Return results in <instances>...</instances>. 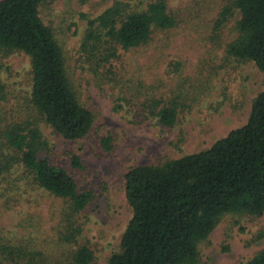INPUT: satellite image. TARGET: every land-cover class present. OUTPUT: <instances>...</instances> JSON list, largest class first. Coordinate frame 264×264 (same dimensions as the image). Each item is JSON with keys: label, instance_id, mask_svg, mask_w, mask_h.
Returning a JSON list of instances; mask_svg holds the SVG:
<instances>
[{"label": "rangeland", "instance_id": "rangeland-1", "mask_svg": "<svg viewBox=\"0 0 264 264\" xmlns=\"http://www.w3.org/2000/svg\"><path fill=\"white\" fill-rule=\"evenodd\" d=\"M151 0H46L39 8L59 43L71 86L93 115L90 133L67 140L43 121L38 123L46 141L40 157L65 168L79 190L92 199L74 215L79 228L73 241L62 235L69 227L67 203L35 185L15 167L0 180V236L3 242L38 251L39 258L73 264L72 253L81 246L93 254L89 264H107L119 243L131 209L124 195V174L132 167L208 148L230 130L243 125L253 98L264 85V75L251 61L225 55L235 39L238 12L215 29L222 7L229 0H165L175 25L155 31L139 47L118 49L109 65L83 52L87 20L121 2L135 10ZM90 56V57H89ZM1 80L11 91L8 109L28 113L30 66L22 52L0 55ZM157 98L180 104L176 124L160 126L144 118L137 103ZM103 139L108 140V148ZM77 155L82 169L69 165ZM264 248V214L252 218L224 215L208 238L198 245L196 264H237Z\"/></svg>", "mask_w": 264, "mask_h": 264}, {"label": "trees", "instance_id": "trees-1", "mask_svg": "<svg viewBox=\"0 0 264 264\" xmlns=\"http://www.w3.org/2000/svg\"><path fill=\"white\" fill-rule=\"evenodd\" d=\"M46 0H0V55L22 52L29 59L28 113L13 115L11 91L1 80L0 64V180L19 168L32 182L64 200L69 227L62 235L69 243L79 233L74 215L92 199L90 190H79L70 172L40 157L46 141L38 123L43 121L67 140L87 136L92 113L82 105L71 86L62 49L52 28L39 12ZM237 36L225 46V55L251 61L264 75V0H229L222 7L215 29L233 13ZM175 25L165 0H151L131 10L121 2L106 7L87 20L83 52L97 64L109 65L118 49L146 44L155 31ZM90 57V56H89ZM144 116L164 127L176 124L180 104L160 99L137 103ZM104 147L108 140L103 139ZM72 169H82L80 158H69ZM124 195L131 209L119 250L107 264H196L198 245L206 240L226 214L252 218L264 214V85L253 98L243 125L230 130L208 148L167 159L158 164L132 167L124 174ZM38 251L6 244L0 236V264H59L39 258ZM92 251L78 247L73 264H89ZM237 264H264V248Z\"/></svg>", "mask_w": 264, "mask_h": 264}]
</instances>
